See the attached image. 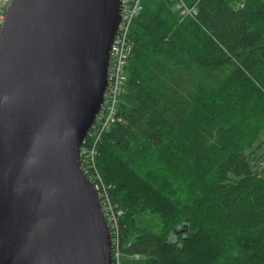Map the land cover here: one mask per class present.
Listing matches in <instances>:
<instances>
[{
  "label": "trees",
  "instance_id": "obj_1",
  "mask_svg": "<svg viewBox=\"0 0 264 264\" xmlns=\"http://www.w3.org/2000/svg\"><path fill=\"white\" fill-rule=\"evenodd\" d=\"M140 4L89 169L115 208L113 264H264V175L247 155L264 129V0Z\"/></svg>",
  "mask_w": 264,
  "mask_h": 264
},
{
  "label": "water",
  "instance_id": "obj_2",
  "mask_svg": "<svg viewBox=\"0 0 264 264\" xmlns=\"http://www.w3.org/2000/svg\"><path fill=\"white\" fill-rule=\"evenodd\" d=\"M122 0H12L0 30V264H113L81 147Z\"/></svg>",
  "mask_w": 264,
  "mask_h": 264
},
{
  "label": "built area",
  "instance_id": "obj_3",
  "mask_svg": "<svg viewBox=\"0 0 264 264\" xmlns=\"http://www.w3.org/2000/svg\"><path fill=\"white\" fill-rule=\"evenodd\" d=\"M11 1L12 0H0V30L7 7ZM181 6H184V4L182 3ZM141 9L142 6L140 0H136L133 5L130 4V0H122L121 21L110 51L108 87L105 93L104 102L92 127L83 140L81 147V164L82 167H87L88 171L89 169L96 167V144L98 140L105 131L111 128L116 119H118V105L127 82L128 59L134 46L132 38L130 37L131 26L134 18L138 15ZM185 12H188L187 8H185ZM89 142L92 143V147L89 146L91 145ZM89 172L91 174L90 179L99 193L102 207L113 237L114 230L111 228V223L115 220L114 205L106 188L103 184H100L102 182L99 174L95 176L91 171ZM115 262L116 264L120 263L119 253L115 254Z\"/></svg>",
  "mask_w": 264,
  "mask_h": 264
},
{
  "label": "rangeland",
  "instance_id": "obj_4",
  "mask_svg": "<svg viewBox=\"0 0 264 264\" xmlns=\"http://www.w3.org/2000/svg\"><path fill=\"white\" fill-rule=\"evenodd\" d=\"M257 140L258 141L256 142V145L253 149L248 150L247 155L251 160L254 169L257 170L261 175H264V129L261 131Z\"/></svg>",
  "mask_w": 264,
  "mask_h": 264
},
{
  "label": "bare ground",
  "instance_id": "obj_5",
  "mask_svg": "<svg viewBox=\"0 0 264 264\" xmlns=\"http://www.w3.org/2000/svg\"><path fill=\"white\" fill-rule=\"evenodd\" d=\"M120 104V103H119ZM118 107H119V105H118Z\"/></svg>",
  "mask_w": 264,
  "mask_h": 264
}]
</instances>
